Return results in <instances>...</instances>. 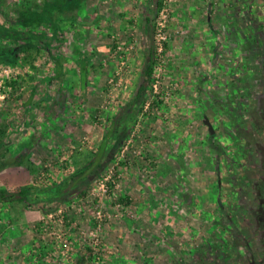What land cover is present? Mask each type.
<instances>
[{"label": "rangeland", "instance_id": "1", "mask_svg": "<svg viewBox=\"0 0 264 264\" xmlns=\"http://www.w3.org/2000/svg\"><path fill=\"white\" fill-rule=\"evenodd\" d=\"M38 1L0 0L62 66L41 50L0 66V194L31 187L0 203V264H30L23 242L53 264L264 263V0H77L37 18ZM153 42L148 104L113 126ZM106 138L105 167L71 189Z\"/></svg>", "mask_w": 264, "mask_h": 264}, {"label": "flooded vegetation", "instance_id": "2", "mask_svg": "<svg viewBox=\"0 0 264 264\" xmlns=\"http://www.w3.org/2000/svg\"><path fill=\"white\" fill-rule=\"evenodd\" d=\"M75 1L77 0H43V3L34 6L33 10L36 11V17L40 18V15L42 16L43 14L53 15L55 11L67 10ZM38 2L37 0V4ZM12 12L15 14L19 13L18 10H13ZM23 22V19L9 18L7 12L1 9L0 6V66L12 65L23 54L37 50L47 53L50 58L51 54L53 55L55 45L50 42V32L41 34L39 31L27 30V28H24ZM55 33L53 32L52 34L55 35ZM8 62L12 63L9 64ZM208 126L213 132L211 125L208 124ZM257 264H264L263 260L258 261Z\"/></svg>", "mask_w": 264, "mask_h": 264}, {"label": "trees", "instance_id": "3", "mask_svg": "<svg viewBox=\"0 0 264 264\" xmlns=\"http://www.w3.org/2000/svg\"><path fill=\"white\" fill-rule=\"evenodd\" d=\"M154 33H155V28L152 29V36L154 35ZM156 55H157V49L155 47V43L153 42V44L150 48V55H149L148 61L146 62V65H145L144 70H143L145 79L141 83V85L139 86L133 102L131 104H128L125 107H123L120 110V112L113 118V126H115L117 124V122L122 117L127 115L128 109H130L133 105L137 106L139 108L138 110H142L148 104V102H147L148 89H149L150 83L154 77L155 67H156V63H157ZM51 58H52V61L54 62L55 66H56V70L58 72H60L61 62H60L59 56H54L51 54ZM8 63L11 64L12 62H8ZM87 63H88V61L84 57H82L81 62H80V71H81V75H82V85L84 88L86 86V83L88 81V76H89V72L87 71ZM83 91H84V89H83ZM151 105L153 107H155L156 102H153ZM109 159L110 158H108V160ZM96 160H97V158H96ZM96 160H95V162H96ZM98 167H100L102 169L105 167V164L98 165ZM90 177L91 176H89V174H87V172L80 173V174L76 175L73 180L70 181L69 186L71 189H73L76 185H80L83 180L90 178ZM30 191H31V187L27 186V187L23 188L22 190H20L18 193L2 192L0 194V197L4 200L3 202L8 200L11 202L29 204L30 200H29L28 196H29ZM127 201L131 202V200L129 198H121L118 200L119 203H126Z\"/></svg>", "mask_w": 264, "mask_h": 264}, {"label": "crops", "instance_id": "4", "mask_svg": "<svg viewBox=\"0 0 264 264\" xmlns=\"http://www.w3.org/2000/svg\"><path fill=\"white\" fill-rule=\"evenodd\" d=\"M209 13H210V11H209ZM208 23L209 24H211V19H210V16H209V18H208ZM211 26V25H210ZM152 29H153V27H151L150 28V33H151V37H152ZM149 55H150V51H149V54H148V57L146 58V62L148 61V58H149ZM82 57H84V58H86L84 55H82L81 56V58H80V60H79V63H78V67H79V70H80V62H81V59H82ZM60 59V58H59ZM146 62H145V64H144V66H143V69H142V74H143V77H144V67H145V65H146ZM62 67V66H61ZM61 71V70H60ZM58 73H60V72H58ZM80 77H81V81H82V75H81V71H80ZM89 77V76H88ZM144 79H145V77H144ZM144 79L141 81V83L144 81ZM88 82V81H87ZM141 83L139 84V86L141 85ZM86 85H87V83H86ZM139 86H138V88H139ZM82 89H83V87H82ZM84 91L86 92V88L84 89ZM137 91H138V89H137ZM136 96V95H135ZM133 102V101H132ZM131 102V103H132ZM130 103V104H131ZM135 105H133L132 107H134ZM120 112V111H119ZM118 112V113H119ZM117 113V114H118ZM116 114V115H117ZM205 124L208 126V124L210 125V123H209V121H205ZM174 204V203H173ZM174 212L176 211V213L178 214V212H177V210H178V206H177V204L175 205L174 204ZM173 210V209H172ZM166 212V211H165ZM165 217H166V219L167 220H171L172 218H173V216H171V211H169L168 213L166 212L165 213ZM32 218H34V216L32 217ZM168 225V224H167ZM166 225V226H167ZM166 226H165V228L163 229L164 230V234L165 235H167V239L168 238H171V236H175V234H172V232L170 231L169 232V229L168 228H166ZM174 227V226H173ZM173 230V229H172ZM179 233H181V232H179ZM170 240V239H169ZM169 240H167L168 242H169ZM192 241V240H191ZM28 243H30V242H28ZM35 246H39V243H37ZM19 247H21L22 249V254H23V257L25 258V260L27 261V260H31L32 259V262L30 263V264H53L51 261H50V256L52 255V251H53V248H52V246L51 245H45L43 248H40V249H38V250H36L38 253L36 254V255H34V254H30L29 253V251H33V246L32 245H30V244H27V243H24L23 242V244L22 245H20ZM27 251H28V256H27ZM55 253V252H54ZM53 253V254H54ZM30 254V255H29ZM192 260H193V262L195 263V262H197V260H196V258L194 257V258H191ZM25 264H27L26 262H25Z\"/></svg>", "mask_w": 264, "mask_h": 264}, {"label": "water", "instance_id": "5", "mask_svg": "<svg viewBox=\"0 0 264 264\" xmlns=\"http://www.w3.org/2000/svg\"><path fill=\"white\" fill-rule=\"evenodd\" d=\"M108 143H109V140L106 138V139H103L102 143H101V146L96 154V162L94 164H92L90 166V168L87 170V174H90L91 171L93 169H95L98 165L101 164L104 156H105V152H106V149H107V146H108ZM4 200L0 197V203H2Z\"/></svg>", "mask_w": 264, "mask_h": 264}, {"label": "built area", "instance_id": "6", "mask_svg": "<svg viewBox=\"0 0 264 264\" xmlns=\"http://www.w3.org/2000/svg\"><path fill=\"white\" fill-rule=\"evenodd\" d=\"M156 30V29H155ZM101 189L104 190V185L101 186Z\"/></svg>", "mask_w": 264, "mask_h": 264}]
</instances>
